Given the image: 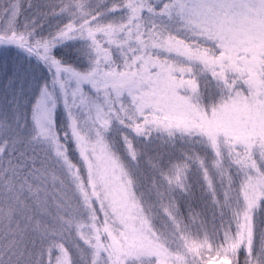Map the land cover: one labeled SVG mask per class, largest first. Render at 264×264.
<instances>
[{
	"label": "snow or ice",
	"instance_id": "6c2138e0",
	"mask_svg": "<svg viewBox=\"0 0 264 264\" xmlns=\"http://www.w3.org/2000/svg\"><path fill=\"white\" fill-rule=\"evenodd\" d=\"M0 264H264V0H0Z\"/></svg>",
	"mask_w": 264,
	"mask_h": 264
}]
</instances>
